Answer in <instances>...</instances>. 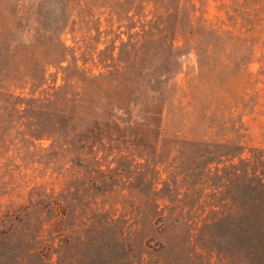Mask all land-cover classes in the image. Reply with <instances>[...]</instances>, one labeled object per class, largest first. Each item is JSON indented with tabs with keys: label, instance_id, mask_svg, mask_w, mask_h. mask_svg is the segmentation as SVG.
Listing matches in <instances>:
<instances>
[{
	"label": "trees",
	"instance_id": "1",
	"mask_svg": "<svg viewBox=\"0 0 264 264\" xmlns=\"http://www.w3.org/2000/svg\"><path fill=\"white\" fill-rule=\"evenodd\" d=\"M50 1L35 6L43 31L67 20L66 2L53 0L58 15L44 24L39 12ZM219 5L245 32L264 22V0ZM98 6L127 20L128 30L137 26L105 72L78 69L73 58L60 65L66 48L58 42L43 62L61 70L58 85L43 86L42 72L0 74V145L16 140L24 157L63 178L57 190L33 185L21 202L0 201V264H131L129 252L149 241L159 249L158 239L168 236L186 253L208 254V264L212 254L216 264H264V146L245 143L232 124L225 140L161 135L181 57L193 53L196 73L219 69L213 62H223L230 42L244 49L232 62L239 68L251 53L247 39L194 16L191 0ZM11 86H27L28 95H13ZM205 127L214 134L222 128ZM40 140L47 144L28 149Z\"/></svg>",
	"mask_w": 264,
	"mask_h": 264
},
{
	"label": "rangeland",
	"instance_id": "2",
	"mask_svg": "<svg viewBox=\"0 0 264 264\" xmlns=\"http://www.w3.org/2000/svg\"><path fill=\"white\" fill-rule=\"evenodd\" d=\"M64 1L68 8L66 23L60 29L43 31L35 22L37 0H0V74L42 72L46 78L43 86L52 82L58 85L61 70L43 64L60 49L58 42L66 48V60L60 65L70 64L73 58L78 69L88 73L105 72L103 64L114 62L110 58L115 57L119 41L125 40L129 31L137 30V26L128 30L125 27L127 20L116 21L115 15H109L105 7L98 6L99 0ZM223 1L226 0H191L195 8L193 15H201L212 27L246 38L245 46L251 53L246 55L244 64L236 68L232 62L244 53V49L228 42L223 56L231 62L223 57V62H213L222 64V67L205 73H196L193 53H185L181 57L180 70L173 78V96L161 113V135L225 140L231 135L228 129L232 124L240 127L245 143L264 146V22L255 24L251 32H245L239 19L235 20L236 23L227 19L225 8L219 7ZM52 3L53 0L48 8L39 12L45 25L50 23L51 17L58 15L59 9L50 8ZM245 10L250 18L252 9ZM111 46H114L112 52ZM9 91L13 95H28L27 86H11ZM196 101L199 105H195ZM205 125L214 128L221 125L222 128L214 134ZM46 144V140L35 141V147L29 146L28 149ZM136 161L142 162V159ZM41 167L23 156V149L16 140L4 141L0 145V201L21 202L33 185L57 190L63 182L62 176L51 168ZM158 240L162 244L159 249L154 241H149L146 243L150 247L129 252L126 256L131 264H137L139 251L142 252V262L138 264H208V254L186 253L177 245L178 238L168 236ZM216 263L212 254L210 264Z\"/></svg>",
	"mask_w": 264,
	"mask_h": 264
}]
</instances>
